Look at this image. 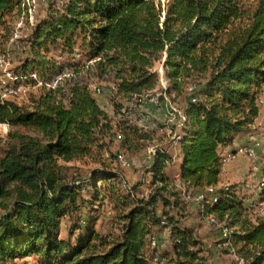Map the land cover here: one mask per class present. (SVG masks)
<instances>
[{
	"label": "trees",
	"instance_id": "trees-1",
	"mask_svg": "<svg viewBox=\"0 0 264 264\" xmlns=\"http://www.w3.org/2000/svg\"><path fill=\"white\" fill-rule=\"evenodd\" d=\"M48 2L30 36L16 39L29 6L0 0V54L20 41L25 56L15 82L43 90L32 107L0 101V122L28 131L10 129L0 137V264H30L27 258L35 264H200L194 229L167 209H180L182 192L194 199L205 194L201 215L232 228L238 253L239 245L249 250L247 264H264V215L251 216L235 186L219 185L220 149L254 130L262 105L264 0ZM54 54L66 61L58 64ZM157 61L170 82L159 100H176L192 87L177 114L176 153L155 150L147 167L150 192L139 196L137 186L122 189L121 175L104 158L106 138L117 135L130 150L134 140L149 138L129 120L132 105L118 99L131 104L155 94ZM65 69L75 78L93 69L98 78L111 73L113 114L88 82L48 88ZM86 158L95 165L83 176L73 173L70 163ZM258 200L261 205L264 191ZM106 202L114 223L103 232L95 214ZM164 231L172 249L161 252L151 241L160 242Z\"/></svg>",
	"mask_w": 264,
	"mask_h": 264
},
{
	"label": "rangeland",
	"instance_id": "rangeland-1",
	"mask_svg": "<svg viewBox=\"0 0 264 264\" xmlns=\"http://www.w3.org/2000/svg\"><path fill=\"white\" fill-rule=\"evenodd\" d=\"M29 8L31 12H28V17H22L17 22L15 38H28L32 32L34 25L46 15L49 0H28ZM51 3L59 4L61 0H50ZM166 0H161L164 3ZM164 17V15H163ZM25 47H22V43L17 41L14 45L10 41L6 48L5 53L0 54V101H12L18 105L32 107L34 100L38 98L42 93L41 85H35L31 82L24 83L15 82V79L21 75L17 72L21 66V62L25 54L23 53ZM23 53L22 56L17 54ZM57 55V56H56ZM54 59L58 64L64 63L65 57L54 54ZM81 58V54L78 59ZM152 70H156L159 73V81L157 83L155 94L145 95L142 98V102L136 98L134 103H127L125 100L118 99L123 102L124 105H132L133 110L128 115L132 124H136L141 128V131L149 135L148 139L134 140L133 148L127 149L122 145L121 138L117 135L113 138H106L108 142L107 152L104 154L106 161L121 175L123 184L122 189L131 188L137 186L136 194L139 196L148 195L150 187L148 180L150 174L147 173V167H150L155 150L159 147L167 148L173 155L176 153L175 139L177 138V130L179 129V117L182 112V106L185 103V98L189 95L190 88H186L181 96L174 100L172 96L164 95V101L159 100L162 94V89L169 85V80L164 75L163 64L156 62ZM96 69H93L90 73H83L79 77H74V71L72 69H65L61 74L56 75L47 85L54 87L57 82L61 81L62 86L68 89L73 81L88 82L94 95L97 98L99 105L108 113L113 114L114 106L111 101V94L108 88L113 84L111 73L103 74L102 77H97ZM33 76V74H32ZM34 77V76H33ZM36 77V76H35ZM13 90L16 93H12L9 90ZM96 89H99L98 92ZM153 95V96H152ZM264 99V95H262ZM136 104V105H135ZM261 115L257 117L255 121L254 134L258 135L253 137L250 141L235 146L234 149H238L242 145L255 141L256 157L251 158L244 152L236 153L235 157L230 161L223 163V176L220 186H235L241 197L245 199L246 205L249 207V214L251 216H257L260 211L259 204V181L262 171L264 170V105H260ZM178 114V115H177ZM172 126L176 127L174 130ZM10 129L19 130L21 132H28L24 128L14 127L10 128L4 122H0V137L2 139L7 138V133ZM120 133V132H119ZM118 133V134H119ZM259 151V152H258ZM123 155L126 163L120 162L118 155ZM261 154V155H259ZM72 166L71 171L73 173H79L85 175L94 165L95 162L91 158H86L83 161H77L70 163ZM171 167V166H170ZM168 169L172 174L175 173L173 168ZM240 187V189H239ZM183 192L180 198L179 208L168 206L167 209L171 213L178 212L179 220L184 224L192 227L199 239V248L201 249L200 255H202L203 262L200 264H236L234 258L227 252L222 244L223 236L220 232L219 226L207 221V218L201 215L199 209V202L194 199L193 196L185 195ZM112 206L109 202H106L104 207L100 209L95 215L98 219L95 223V227L103 232H106L112 228L114 223V213ZM159 210L161 204L158 206ZM257 212V213H256ZM62 234L66 236L65 224L62 225ZM159 250L161 252L165 250H171V240L167 231H164L160 242H158ZM237 248V247H236ZM239 254L249 259V250L238 246ZM30 264H35L32 258H27ZM21 263V262H20ZM158 264H169L167 261H162Z\"/></svg>",
	"mask_w": 264,
	"mask_h": 264
},
{
	"label": "built area",
	"instance_id": "built-area-1",
	"mask_svg": "<svg viewBox=\"0 0 264 264\" xmlns=\"http://www.w3.org/2000/svg\"><path fill=\"white\" fill-rule=\"evenodd\" d=\"M27 5L30 3V1L25 0ZM34 5H32V7H30L28 9V12H31V8H33ZM33 76L35 77V75L33 74ZM97 91H99V89H96ZM12 93H16L15 91H13L12 89L9 90ZM260 103L262 105H264V99L261 98L260 99ZM256 144L255 141L251 142V143H247L246 145H242L241 147H238V149L235 150H228L225 153L222 154V161L223 163H226L228 161H230L232 158L235 157L236 153L238 152H244L246 153L249 157L251 158H255L256 157V150H255ZM118 158L120 160V162H122L123 164L126 163L125 159L123 158V155L119 154ZM208 192L213 191V187H209ZM259 191H264V170L262 171V174L260 176V181H259ZM195 199L199 202L200 206H202L204 200H205V194H199L195 197ZM218 201V197L214 198V202ZM260 213L264 215V207L261 206L260 208ZM207 221L214 223L215 225L219 226L220 228V232L222 233L223 236V240L224 242H222L223 246L228 247V253L234 258L235 263L236 264H247V260L245 257L241 256L237 249L233 246L232 241H231V234H232V228L225 226L223 223L219 222L217 219H215L212 216H209L207 218ZM158 242L155 239H152L151 241V245L152 246H157Z\"/></svg>",
	"mask_w": 264,
	"mask_h": 264
},
{
	"label": "crops",
	"instance_id": "crops-1",
	"mask_svg": "<svg viewBox=\"0 0 264 264\" xmlns=\"http://www.w3.org/2000/svg\"><path fill=\"white\" fill-rule=\"evenodd\" d=\"M262 95H264V88H263V92L261 93V97H262ZM261 115V110L259 111V115H258V117ZM255 127L256 126H254V130H255ZM254 131H252L251 133H249V134H246V135H243V136H241L233 145H231V146H226V147H222L221 149H220V152H221V154H223V153H225L226 151H228V150H232V149H234L235 148V146H238V145H240V144H243V143H246V142H248V141H250L253 137H255V136H258V135H256V134H254L253 133ZM259 152V151H258ZM259 155H261V154H259ZM223 169L224 168H222V172H221V175H220V182H219V184L221 183V181H222V176H223ZM239 189H240V187H239ZM260 206H262V207H264V201L263 202H261V205ZM257 213V212H256ZM258 215V214H257Z\"/></svg>",
	"mask_w": 264,
	"mask_h": 264
}]
</instances>
